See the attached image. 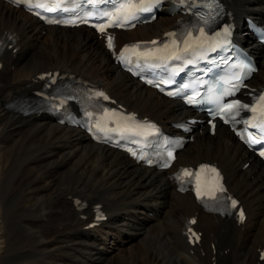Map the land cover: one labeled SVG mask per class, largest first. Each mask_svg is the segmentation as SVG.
Returning <instances> with one entry per match:
<instances>
[{"label":"bare ground","instance_id":"6f19581e","mask_svg":"<svg viewBox=\"0 0 264 264\" xmlns=\"http://www.w3.org/2000/svg\"><path fill=\"white\" fill-rule=\"evenodd\" d=\"M227 3L238 36L259 57L254 83L264 85V47L244 21H262L264 0ZM177 18L160 14L150 24L120 31L118 41L162 36ZM7 35L14 39L0 59V264H263L264 164L251 159L225 127L215 136L207 127L198 130L173 167L157 171L45 112L21 116L6 101L38 89L41 74L56 70L89 78L167 127L187 118L188 109L122 71L86 27L44 26L0 0V39ZM203 160L224 168L230 189L247 209L244 223L205 212L192 195L177 190L171 174ZM97 204L109 219L90 227ZM194 215L203 238L192 246L184 232Z\"/></svg>","mask_w":264,"mask_h":264},{"label":"snow or ice","instance_id":"6c2138e0","mask_svg":"<svg viewBox=\"0 0 264 264\" xmlns=\"http://www.w3.org/2000/svg\"><path fill=\"white\" fill-rule=\"evenodd\" d=\"M40 6L42 7L43 5H40ZM135 7H137L136 4H129V5L127 6V9H131V8H135ZM100 30H101V31H104V28H101ZM108 41H109V47H111V46H112V38L109 37V38H108ZM153 43H155V41H153ZM165 47H167V46H165ZM134 48H139V45L134 46ZM125 51H128V49H125ZM261 101H264V97H261ZM237 103H238V102H237ZM236 106H237V105H235V104H228V105H226L225 110L232 109L233 107H236ZM245 107H247V106H245ZM252 110H253V111H256L255 108L252 109ZM252 142H253V143H259V141L255 140V139H253ZM261 155H264V152H262ZM187 174H190V173H187ZM233 203L235 204V202H233ZM241 215H242V213H241Z\"/></svg>","mask_w":264,"mask_h":264},{"label":"rangeland","instance_id":"374dc122","mask_svg":"<svg viewBox=\"0 0 264 264\" xmlns=\"http://www.w3.org/2000/svg\"><path fill=\"white\" fill-rule=\"evenodd\" d=\"M126 253H128V252H126ZM21 264H28V263H21Z\"/></svg>","mask_w":264,"mask_h":264}]
</instances>
